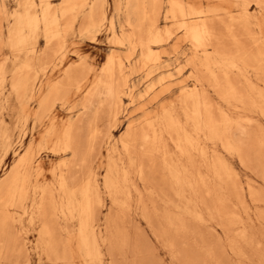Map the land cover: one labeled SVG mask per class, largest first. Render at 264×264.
Wrapping results in <instances>:
<instances>
[{
	"label": "bare ground",
	"instance_id": "obj_1",
	"mask_svg": "<svg viewBox=\"0 0 264 264\" xmlns=\"http://www.w3.org/2000/svg\"><path fill=\"white\" fill-rule=\"evenodd\" d=\"M202 1L167 0L166 16L172 21V28L163 29L159 25L163 0H125L127 30L121 34L114 31L113 18L108 20L113 43L127 48L125 61L130 63L138 53L139 67L143 70L157 67L161 54L157 49L165 51L164 46L180 32L181 39L189 42L193 52L187 59V65L191 67L189 79L194 86H188V90L183 88L175 103L163 106L154 116L146 110L141 122L124 126L118 141L129 158L133 153L136 159L123 160L116 155V146L110 151L102 185L115 213L108 212L103 221L99 213L104 201L94 159L102 131L100 122L106 120L109 128L116 126L118 109L127 88L124 75L126 63L111 53L102 71L93 80H89V69L83 61L62 66V77L47 82L43 94L38 74L56 56H63L64 36L81 14L80 31L91 34L99 31L106 19L105 1L62 0L58 8H52L49 0L21 2V10L13 15L14 23L8 30V44L13 58L21 59L12 71L9 84L20 110L23 112L28 101H36L33 118L34 126H39L49 118L54 106L63 107L72 93L85 89L80 105L84 113H88L93 105L95 109L87 124L82 123L83 116L64 126H59L52 119L41 143L27 146L0 182V264H25V259L29 258L27 242L16 228L17 225L24 228L25 224L36 229L34 248L39 259H46L51 264H75L74 252L81 258L82 264H106L107 257L110 260L112 256L115 258L114 250L125 252L131 241L127 232L121 230L123 226L118 227V224L132 207L130 184L137 189L134 181L131 183V172L150 184L148 192L151 198H147L161 201L164 206L160 212L154 202L153 211L149 212L151 216L145 207L146 218L151 226L154 218L159 220V225L164 224L160 226L165 234L160 235L168 234L171 247L176 245L179 231L189 229L184 216L196 222H207V201L215 205L213 214L217 217L223 214L226 198L222 193H237V185L224 163L218 157L210 156L207 142L220 140L223 147L230 151L232 146L225 132L231 122L225 112H214V101L207 94L206 86L234 112L241 114L248 107H256L264 115V0H205L216 3L210 6L201 5ZM223 4L228 6H220ZM36 5L38 11L34 9ZM252 5L254 12L250 11ZM228 8H235L236 13L228 15ZM39 33L46 48L43 44L44 51L34 55L30 41ZM54 40L60 41V44L52 46ZM179 72L181 69L177 70ZM3 73L0 66L1 80ZM169 86L164 85L154 101L163 96ZM0 137L5 139L7 136L3 132ZM43 150L64 157L51 170V182L39 179L41 166L37 156ZM258 194L257 197L260 196ZM138 202L146 204L143 200ZM229 217L234 218L233 215ZM154 227L151 229L154 230ZM239 231L240 234L246 233L243 229ZM169 244L167 241L163 245ZM168 246V249L171 248ZM113 261L118 262L113 259L109 264Z\"/></svg>",
	"mask_w": 264,
	"mask_h": 264
},
{
	"label": "rangeland",
	"instance_id": "obj_2",
	"mask_svg": "<svg viewBox=\"0 0 264 264\" xmlns=\"http://www.w3.org/2000/svg\"><path fill=\"white\" fill-rule=\"evenodd\" d=\"M22 1L23 0H0L2 3H0V66L4 71V80L0 79V135L4 132L7 136L5 139L0 137V182L8 175L11 167L15 164L19 155L27 146H37L41 143V138L52 119H54L59 126H64L67 125L69 121H75L83 116L82 123L87 124L90 115L95 109V105H93L88 113H84V108L80 105V102L86 92L85 89L79 93H72L68 103L63 107L60 105L54 106L50 112L49 118L45 119L39 126H34L33 118L36 101H28L23 112L20 110V104H18L19 102L15 94L11 91L9 84L12 71L16 65L20 64L21 59L15 60L13 58L8 44V30L14 23L13 15L21 10L20 4ZM49 1L52 8L60 7L59 5L62 2V0ZM104 1L106 19L99 31L95 34L80 31L79 24L82 19L81 14L73 24L74 28L72 27L64 36L63 56L60 54L56 56L49 66L41 70L38 74L39 79L42 80L40 91L43 94L46 90L45 86L47 82H54L62 77V66L74 65L79 61H83L87 69H89V80H93L100 74L111 53H115L126 63L124 75L127 78V88H125V94L122 96V101L118 109L116 126L114 128H109L106 120H102L99 125L102 131L97 140V154L94 159V169L98 171L100 188L104 201V206L99 213L101 221H103L108 212L115 213V208H111L109 197L102 185L103 174L110 151L116 146V155L122 157L123 160L128 161L130 159H136L133 153H130L132 157L129 158L118 141L127 124L141 122L146 110L149 112L150 116H154L163 106L167 107L169 104L175 103L183 88L188 90V86H194L192 80L189 79L191 67L187 65V59L193 52L189 42L181 39L180 32H177L175 34L176 36L174 35L168 44L164 46L166 52L162 48L157 49V51L161 53L157 65L158 68L156 67L157 70L154 67H147L144 68V70L140 69L138 63L139 54L137 53L130 63L125 61L124 56L126 55L127 48L126 46L113 43L112 32L108 27V20L113 18L115 24L114 31L117 34H121L127 30L125 22V0ZM183 1L190 2V0ZM35 2H38V0H35ZM166 2L167 0H163L161 15L159 16V25L163 29L164 27L172 28L173 24L166 16ZM201 5L210 6L216 5V3L204 0ZM220 6L228 5L223 4ZM34 9L38 11V5H36ZM254 9L255 7L252 5L250 11L254 12ZM227 10L228 15L236 13L235 8H228ZM86 11L87 10L84 12ZM43 44L44 48H46V43L41 33H39L37 37L31 39L30 45L34 47V55H40L44 51ZM58 44H60V41L54 40L52 42V46ZM179 69H181V72L177 73ZM147 71L151 74H147ZM30 77L33 78L32 73ZM162 85H166V87L170 85L172 88L169 86L171 89L168 87L169 89L167 92L154 101V97L159 93L160 89L163 87ZM206 88L207 94L212 102L214 101V112L217 114L221 111L225 112L231 122L225 132L227 140L232 146L230 151L223 147L220 140H215V142L209 140L207 142L209 154L210 156L213 155L211 157H218L224 163L227 170L231 172L233 175L232 179L237 185V193H230L229 191H224L222 193L226 198V205L225 208H223V214L218 215L219 218L217 215L213 214L215 211V207L213 206L215 205L211 204L212 201H210L211 199L209 198L208 200L210 202L207 201L208 210L205 209V221L207 222H196V220L194 221L184 216V221H188L186 222V226L189 228V231L187 228L183 232L179 231V234L176 236V245L171 247L169 244V237L167 236L168 234L161 236L163 235L162 233H164L162 232L163 229L161 226L164 224L160 222V226L158 223L159 220L155 218L151 221V224L154 222L152 226L149 225L150 223L147 221L146 216L149 212L153 211L154 206L152 205L156 202L154 199H151V201L147 198L149 196L148 191L150 184L145 182V180L143 182L134 172H131V183L134 181L133 185L135 183L134 186L137 187V189L132 188L130 184V188L133 192L132 207L131 210L127 211L126 215L122 217L118 224V227L121 225L123 226H121V230L127 232V236L131 242H129V248L127 247L125 252L117 253L119 250H114L115 253L113 252V255L115 258L113 256L112 258L118 260V262L113 261L112 264L114 262L118 264L121 259H123V261L127 260L126 262L124 261L125 264H129V262L130 264H137L136 262L139 264H264V115H262L260 110L256 107H248V109L244 113L241 112V114L239 112H234L231 108H227V106L216 97L209 86H206ZM26 115L27 119H24ZM70 116H72V118ZM37 158L41 166L39 179L51 182L53 179L51 170L56 167L64 157L56 156L48 150H43L40 151ZM252 189L254 192H257H253L251 195L249 193L253 191ZM138 192L140 193L138 194ZM257 194L261 197H257ZM249 195L255 196L256 198L253 199V197ZM138 197H142L143 199ZM141 199L143 203L145 202L146 204H139L138 201L140 200L142 202ZM142 205H144V210L142 209ZM158 205H160L161 208L158 207ZM156 206L158 211L161 212L164 210L161 201H157ZM145 207L149 209H147L148 213ZM235 211L237 213H235ZM140 212H143V214ZM150 214L151 213L148 215ZM230 215H233L234 218L229 217ZM141 216L143 218H141ZM153 226H157L160 231L158 232L155 227L153 228L154 230H152L151 228ZM16 228L20 231L29 247V252L27 254L29 258H27V260L25 259V264H51L46 259H39L38 253L35 251L34 244L37 238L35 227L25 224L24 228L19 225H17ZM239 229H243L246 233L240 234ZM249 239L251 241H249ZM166 240L171 247L169 248L170 250L167 248L168 245H163L167 244ZM239 240H241V243ZM162 241H164V243ZM171 250L172 252H170ZM104 251L106 252V248H104ZM131 251L132 253L134 252L135 255L130 254ZM134 257L136 260H134ZM110 259V257H107L105 263L109 264V262L113 260ZM73 261L75 264H82V260L76 252H74ZM123 261H120L119 264H122Z\"/></svg>",
	"mask_w": 264,
	"mask_h": 264
}]
</instances>
